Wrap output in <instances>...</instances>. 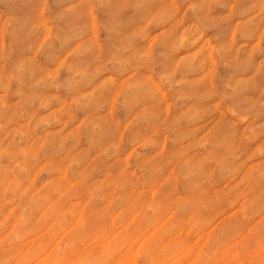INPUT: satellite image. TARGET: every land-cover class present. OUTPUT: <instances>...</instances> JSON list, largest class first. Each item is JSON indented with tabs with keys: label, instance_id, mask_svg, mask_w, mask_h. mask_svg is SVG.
<instances>
[{
	"label": "rangeland",
	"instance_id": "374dc122",
	"mask_svg": "<svg viewBox=\"0 0 264 264\" xmlns=\"http://www.w3.org/2000/svg\"><path fill=\"white\" fill-rule=\"evenodd\" d=\"M0 264H264V0H0Z\"/></svg>",
	"mask_w": 264,
	"mask_h": 264
}]
</instances>
